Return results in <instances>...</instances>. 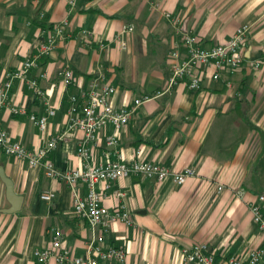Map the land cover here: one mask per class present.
Listing matches in <instances>:
<instances>
[{"label": "crops", "instance_id": "obj_1", "mask_svg": "<svg viewBox=\"0 0 264 264\" xmlns=\"http://www.w3.org/2000/svg\"><path fill=\"white\" fill-rule=\"evenodd\" d=\"M64 22L53 53L28 74L45 100L14 81L8 105L0 110L10 138L34 151L63 136L50 159L60 172L80 170L77 147L83 134L67 130L69 98L97 81L115 88L111 102L117 109L149 100L115 134V147L106 145L112 128L101 133L94 163L138 160L175 172L191 168L195 176L181 187L138 176L112 183L103 204L112 209L118 203L114 193L122 192L119 203L133 224L94 230L74 215L67 185L0 149V170L23 199L17 213H5L11 205L0 178V264H39L34 253L50 247L54 230L74 257L87 258L93 242L103 250L125 251L123 262L101 264H187L181 250L200 243L207 244L216 264L232 257L248 264L252 251L264 250L249 210L264 195V0H0V80L36 57L48 34ZM242 25L250 26L245 60L262 63L259 70L243 66L216 82L203 79L199 91L181 83L163 93L170 76L167 53L183 35L210 48L227 42ZM129 26L134 31L125 35L122 50L115 39ZM65 68L74 75L70 87L57 75ZM44 73L47 78L41 79ZM10 107L25 109L26 115L12 114ZM48 107L55 115L42 133L29 116L42 117ZM239 189L242 199L234 194ZM45 191L54 194L52 202L41 199Z\"/></svg>", "mask_w": 264, "mask_h": 264}, {"label": "built area", "instance_id": "obj_2", "mask_svg": "<svg viewBox=\"0 0 264 264\" xmlns=\"http://www.w3.org/2000/svg\"><path fill=\"white\" fill-rule=\"evenodd\" d=\"M70 3L73 4V1ZM167 17L170 16L167 15ZM65 26L66 22L56 26L40 46L36 57L24 61L20 69L7 74L5 80H0V110L8 105L14 81L26 83L37 97L45 100L46 93L39 87L36 79H28V74L32 70H38L41 65L40 60L47 59L53 53L58 41L63 38ZM133 31L132 26L126 27L116 37L115 40L122 50L127 48L124 40L125 35ZM249 31V25H242L236 29L234 35L227 42L210 48L202 47L199 39L194 36L183 35L180 43L174 44L167 53L170 63V76L163 93L170 92L174 86L181 83L186 84L191 91H199L203 79L208 78L216 82L221 80L223 75L235 74L243 66L259 70L262 63L245 60L244 47ZM57 75L66 87L73 85L74 75L69 68L61 70ZM40 78L46 79L47 74H42ZM115 94L114 87L109 84L100 86L95 81L87 92L80 96L72 95L69 98L70 107L66 116L67 130L70 133L80 131L83 134L82 141L77 147V156L82 162L80 170L60 172L51 161L50 155L63 140V136L51 139L37 150H28L20 143L12 140L0 123V149L2 152L6 156L27 163L30 168H41L46 178L67 185L73 198L74 215L86 221L94 230L99 227L107 228L115 223H123L126 226L133 224L129 214L119 203L125 197L122 192L114 193L118 203L112 209L103 204L106 198L105 192L112 183L138 176L155 180L158 183L171 180L176 186L181 187L195 176V172L191 168L175 172L159 164L138 160L128 163L124 161L94 163L93 149L98 145L101 133L107 127H111L113 133L106 137V145L115 147L118 143L115 134L127 127L135 110L149 100V98L135 100L133 107L117 109L111 102ZM10 111L15 115H26L25 109L10 107ZM54 115V109L48 107L44 116L31 115L29 120L42 133H45L48 121ZM82 187L86 188L84 196L81 193ZM222 190V187H218L219 192ZM234 194L237 198L242 199L245 192L239 189ZM41 199L50 203L54 199V194L51 191H45L41 194ZM262 203H264V195L258 196L256 201L249 205V210L253 223L264 237V208ZM34 256L39 264H44L51 259L57 264H101V262L112 260L123 262L126 254L122 248L103 250L101 246L93 242L90 245L87 258L74 257L69 250L63 247L62 233L54 230L50 236V247L36 251ZM263 256L264 250L262 249L252 251L249 255L248 264H258ZM181 257L183 262L187 264H216L214 255L209 252L205 243L183 248ZM227 264L244 263L232 257Z\"/></svg>", "mask_w": 264, "mask_h": 264}, {"label": "water", "instance_id": "obj_3", "mask_svg": "<svg viewBox=\"0 0 264 264\" xmlns=\"http://www.w3.org/2000/svg\"><path fill=\"white\" fill-rule=\"evenodd\" d=\"M0 178L6 187V197L11 205V208L4 212L8 214L17 213L21 209L23 199L14 193L13 184L11 180L6 177L3 170H0Z\"/></svg>", "mask_w": 264, "mask_h": 264}]
</instances>
